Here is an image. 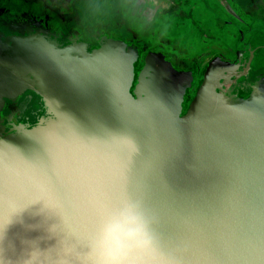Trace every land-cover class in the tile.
Masks as SVG:
<instances>
[{"label": "water", "instance_id": "1", "mask_svg": "<svg viewBox=\"0 0 264 264\" xmlns=\"http://www.w3.org/2000/svg\"><path fill=\"white\" fill-rule=\"evenodd\" d=\"M109 46L111 54L100 60ZM9 48L0 64V264H82L86 254L77 250L81 237L72 229L73 213L86 217L118 186L150 202L163 241L182 264H264V78L243 95L225 88L227 71L236 65H211L181 114L192 74L162 53L148 54L134 78L137 47L122 39L103 37L90 49L84 41L58 45L32 34ZM93 60L101 76L82 97L69 74L85 73ZM23 91L33 94V105L5 122L6 99ZM66 112L105 122L121 116L142 143L162 151L191 140L206 174L214 172L206 180L181 168L173 189L145 180L150 152L129 165L119 144L80 148L56 162V180L65 186L61 195L51 177L24 163L17 140L51 129Z\"/></svg>", "mask_w": 264, "mask_h": 264}, {"label": "flooded vegetation", "instance_id": "2", "mask_svg": "<svg viewBox=\"0 0 264 264\" xmlns=\"http://www.w3.org/2000/svg\"><path fill=\"white\" fill-rule=\"evenodd\" d=\"M141 2L147 6L136 20L114 9L103 18L86 21L84 0H0V64L11 53L10 45L32 34L42 35L58 45L84 41L90 49L97 47L103 37L122 39L137 47L134 78L145 57L153 53L164 54L178 70L192 74L183 94L181 114L211 65L218 62L236 65L234 70L227 71L230 77L225 88L243 95L264 78V0ZM142 17H149L150 23L144 24ZM260 21L262 25H257ZM207 37L208 43L203 41ZM199 41L207 45L197 52ZM32 96L31 92L23 91L12 101L6 99L4 121L22 117L30 110Z\"/></svg>", "mask_w": 264, "mask_h": 264}, {"label": "snow or ice", "instance_id": "3", "mask_svg": "<svg viewBox=\"0 0 264 264\" xmlns=\"http://www.w3.org/2000/svg\"><path fill=\"white\" fill-rule=\"evenodd\" d=\"M111 47L105 48L101 54L100 60L104 54H111ZM55 56L56 53H49ZM98 61L93 60L88 65V70L81 75H70L73 86L80 90L82 97H87V85L101 76L99 69L96 67ZM145 68L144 72L147 73ZM147 83V81H146ZM114 90L119 93V84L113 85ZM119 102L123 104V97H118ZM17 144L20 146V153L24 163L34 169L40 176L45 179L51 177L56 190L64 195L65 186L56 180V162L61 156H67L69 153L80 148H94L113 144L121 146L120 155L122 160L127 161L129 165L134 164L142 153L150 152L151 162L145 174L146 181L159 180L166 182L173 189L176 184L173 182V176L181 168H192L205 179H209L214 170H206L197 160V153L194 143L185 139L174 151H162L157 145L142 143L139 133L128 129L121 116H109L108 122L95 119L90 113L84 117L74 112L61 113L60 121L51 129L43 130L31 138H18ZM131 195L141 198L145 205L151 209L150 202L132 188L116 187L105 198L93 204L87 213L82 216L79 212L74 211L71 224L75 233L79 234L81 239L77 243V250L82 254L87 253V238L93 225L98 217L101 207L108 202L115 203L121 197ZM65 203L70 205L69 199L65 198ZM76 236H73V240ZM52 257L57 255V251L50 250Z\"/></svg>", "mask_w": 264, "mask_h": 264}, {"label": "clouds", "instance_id": "4", "mask_svg": "<svg viewBox=\"0 0 264 264\" xmlns=\"http://www.w3.org/2000/svg\"><path fill=\"white\" fill-rule=\"evenodd\" d=\"M147 5L141 0H84V15L100 19L119 9L130 20ZM144 24L149 17H142ZM82 264H182L175 250L163 241L158 217L141 198L126 195L105 203L87 238Z\"/></svg>", "mask_w": 264, "mask_h": 264}, {"label": "rangeland", "instance_id": "5", "mask_svg": "<svg viewBox=\"0 0 264 264\" xmlns=\"http://www.w3.org/2000/svg\"><path fill=\"white\" fill-rule=\"evenodd\" d=\"M257 25H262V22L260 21V22H258V24ZM213 28L215 29V30H217V26H213ZM223 31H224V28H223ZM227 32V31H226ZM208 37H207V39H205V40H203L204 42H207L208 41ZM201 40H202V38H201ZM207 40V41H206ZM200 42V41H199ZM208 43V42H207ZM195 44L197 45V42H195ZM190 45H192V44H190ZM205 45H207L206 43H203V42H200L196 47H197V52H200L202 49V47L203 46H205ZM194 47H195V45H194ZM264 61V60H263ZM261 62V61H260ZM256 63V62H255ZM257 64V63H256ZM259 64H261V63H259Z\"/></svg>", "mask_w": 264, "mask_h": 264}, {"label": "trees", "instance_id": "6", "mask_svg": "<svg viewBox=\"0 0 264 264\" xmlns=\"http://www.w3.org/2000/svg\"><path fill=\"white\" fill-rule=\"evenodd\" d=\"M137 70V69H136Z\"/></svg>", "mask_w": 264, "mask_h": 264}]
</instances>
